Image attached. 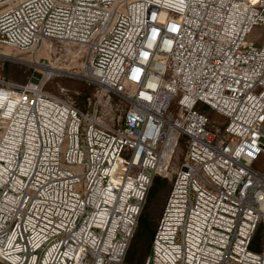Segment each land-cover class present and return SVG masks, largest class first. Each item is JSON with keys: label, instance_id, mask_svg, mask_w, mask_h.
Listing matches in <instances>:
<instances>
[{"label": "built area", "instance_id": "1", "mask_svg": "<svg viewBox=\"0 0 264 264\" xmlns=\"http://www.w3.org/2000/svg\"><path fill=\"white\" fill-rule=\"evenodd\" d=\"M256 26L264 0H0V43L78 44L100 88L84 111L44 90L50 74L0 80V262L122 264L184 138L145 264H264L251 247L264 223ZM111 92L127 104L117 125L99 116Z\"/></svg>", "mask_w": 264, "mask_h": 264}, {"label": "rangeland", "instance_id": "2", "mask_svg": "<svg viewBox=\"0 0 264 264\" xmlns=\"http://www.w3.org/2000/svg\"><path fill=\"white\" fill-rule=\"evenodd\" d=\"M263 34L264 28L262 26H256L253 30L252 37L255 39L254 41L258 42L260 36ZM6 49L11 54L5 55L0 53L1 81L15 85H26L39 80L42 73L46 72L45 67L52 66L54 70L47 72L50 75L44 87L46 92L55 97L70 100L84 111L90 110L93 107V103L99 100L100 88L81 75V68L85 61V52L82 46L68 42L47 40L37 50L32 52L0 43V51ZM100 97V121L104 124L117 125L121 122L125 109L127 108L123 96L111 92L104 93ZM207 111L219 124L224 125L227 121L215 111L209 108H207ZM185 151L186 143L183 138L170 162L168 173L166 175H156L122 264H145L152 247L147 225L153 231L156 230L171 190L175 171L179 163L183 160ZM157 178L160 179L159 182ZM156 181L158 182L157 186H155ZM143 219L147 220V225L143 223ZM258 228L254 247L257 249L255 251H262L264 250V223L262 222ZM0 264L3 263L0 262Z\"/></svg>", "mask_w": 264, "mask_h": 264}, {"label": "trees", "instance_id": "3", "mask_svg": "<svg viewBox=\"0 0 264 264\" xmlns=\"http://www.w3.org/2000/svg\"><path fill=\"white\" fill-rule=\"evenodd\" d=\"M159 180H160V179L157 178V181H158V182H159ZM154 181H155V178H154ZM154 181H153V182H154ZM157 181H156L155 186H157V183H158ZM155 186H154V187H155ZM154 189H155V188H154ZM143 223H144L145 225H147V220L143 219ZM147 229H148L149 232H150V234H149L150 236L148 235L150 239H149V238H148V239L150 240V243H152V238H153V236H154V232H155V231H153L152 228H151L149 225H147ZM258 230H259V228H257L256 231H258ZM254 235H255V236L253 237V240H252V246H251V247H252V249L255 250L256 248L254 247V241H255V239L257 238V232H256V234H254ZM256 250H257V249H256Z\"/></svg>", "mask_w": 264, "mask_h": 264}, {"label": "bare ground", "instance_id": "4", "mask_svg": "<svg viewBox=\"0 0 264 264\" xmlns=\"http://www.w3.org/2000/svg\"><path fill=\"white\" fill-rule=\"evenodd\" d=\"M0 53L1 54H5V55H8V54H11L10 53V51L8 50V49H6V50H3V51H0ZM54 67H52V66H47V67H45V69H46V74H47V72H51V71H53L54 69H53ZM48 74H50V73H48ZM1 92H2V99H6L7 97H6V92H5V89H2L1 90ZM13 103V102H12Z\"/></svg>", "mask_w": 264, "mask_h": 264}, {"label": "clouds", "instance_id": "5", "mask_svg": "<svg viewBox=\"0 0 264 264\" xmlns=\"http://www.w3.org/2000/svg\"><path fill=\"white\" fill-rule=\"evenodd\" d=\"M170 30H173V29H170ZM156 37H157V32H156V30H153V32H152V39L155 40ZM149 46L151 47V45H149ZM262 198H264V197H262Z\"/></svg>", "mask_w": 264, "mask_h": 264}, {"label": "snow or ice", "instance_id": "6", "mask_svg": "<svg viewBox=\"0 0 264 264\" xmlns=\"http://www.w3.org/2000/svg\"><path fill=\"white\" fill-rule=\"evenodd\" d=\"M173 31H175V28H173Z\"/></svg>", "mask_w": 264, "mask_h": 264}]
</instances>
